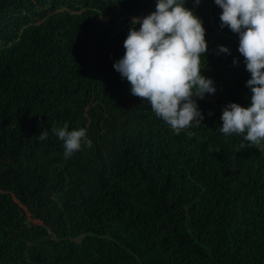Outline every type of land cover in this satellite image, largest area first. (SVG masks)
Segmentation results:
<instances>
[{
	"label": "trees",
	"instance_id": "obj_1",
	"mask_svg": "<svg viewBox=\"0 0 264 264\" xmlns=\"http://www.w3.org/2000/svg\"><path fill=\"white\" fill-rule=\"evenodd\" d=\"M185 7L216 92L177 135L113 68L155 0H0V264H264V142L220 131L250 104L239 38L214 0ZM65 123L92 146L65 158Z\"/></svg>",
	"mask_w": 264,
	"mask_h": 264
},
{
	"label": "clouds",
	"instance_id": "obj_2",
	"mask_svg": "<svg viewBox=\"0 0 264 264\" xmlns=\"http://www.w3.org/2000/svg\"><path fill=\"white\" fill-rule=\"evenodd\" d=\"M198 6L201 0H193ZM221 9L220 27H227L239 38L238 52L244 59L250 79V104L229 103L222 108L220 131L241 137L237 151L264 142V0H214ZM124 40V55L113 68L130 85L131 95L147 101L155 116L177 135L200 125L204 116L196 98L214 95L211 78L201 75L202 57L208 52L202 20L185 7V0H155V11L133 17ZM139 24L137 30L134 26ZM218 53L230 55L219 46ZM233 60V66L237 65ZM212 115L211 112L208 113ZM52 133L63 141L64 156L69 158L82 148L92 146L86 129L69 131L68 124L53 127ZM40 134L39 139L47 137Z\"/></svg>",
	"mask_w": 264,
	"mask_h": 264
}]
</instances>
